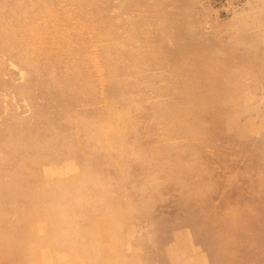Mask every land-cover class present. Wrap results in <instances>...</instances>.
<instances>
[{
  "label": "rangeland",
  "instance_id": "374dc122",
  "mask_svg": "<svg viewBox=\"0 0 264 264\" xmlns=\"http://www.w3.org/2000/svg\"><path fill=\"white\" fill-rule=\"evenodd\" d=\"M10 263L264 264V0H0Z\"/></svg>",
  "mask_w": 264,
  "mask_h": 264
},
{
  "label": "bare ground",
  "instance_id": "6f19581e",
  "mask_svg": "<svg viewBox=\"0 0 264 264\" xmlns=\"http://www.w3.org/2000/svg\"><path fill=\"white\" fill-rule=\"evenodd\" d=\"M140 108V107H139ZM194 154V153H193ZM63 223V222H62ZM64 224H65V222L62 224V226H64ZM70 227V226H69ZM64 228L65 227H62L61 229L62 230H64ZM77 228V229H76ZM75 229H74V232L75 233H77L76 231H78V227H76ZM66 230V229H65ZM67 233L66 232H63V237H64V242H63V244H66L67 242H68V238L70 237V236H72L73 234H68L67 236ZM66 236V237H65ZM79 237L81 238L82 236L79 234ZM80 238H79V240H80ZM62 243V242H61ZM26 250V249H25ZM11 264V263H10Z\"/></svg>",
  "mask_w": 264,
  "mask_h": 264
}]
</instances>
